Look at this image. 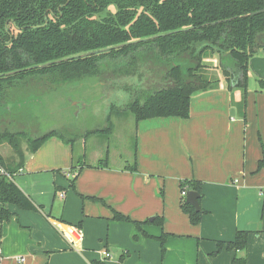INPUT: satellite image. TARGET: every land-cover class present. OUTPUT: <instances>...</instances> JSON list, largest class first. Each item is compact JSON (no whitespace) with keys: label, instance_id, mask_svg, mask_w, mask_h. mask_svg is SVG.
Listing matches in <instances>:
<instances>
[{"label":"crops","instance_id":"crops-1","mask_svg":"<svg viewBox=\"0 0 264 264\" xmlns=\"http://www.w3.org/2000/svg\"><path fill=\"white\" fill-rule=\"evenodd\" d=\"M210 59L215 66L210 73L219 82L192 97L190 116L137 121L132 114L131 149L123 155L109 152L108 146L107 167L97 166L103 151L87 160L86 152H77L74 143L59 136L35 152L27 145L15 180L44 209L8 205L15 215L0 223V264H233L235 256L245 257L247 264H264V169L258 170L264 156V90L250 83L248 92L232 89L218 57ZM249 68L251 78L264 80V53L252 57ZM82 153L85 165L72 187L70 168ZM135 163L137 170H129ZM184 179L202 181L204 213L198 224L181 206ZM114 210L134 220L162 216L164 221L140 229L115 220ZM60 220L81 223L77 244L53 227ZM239 230L250 232L247 246L228 249ZM163 233L165 253L159 239ZM220 241L226 243L221 249ZM109 250L119 256L106 257Z\"/></svg>","mask_w":264,"mask_h":264},{"label":"trees","instance_id":"trees-1","mask_svg":"<svg viewBox=\"0 0 264 264\" xmlns=\"http://www.w3.org/2000/svg\"><path fill=\"white\" fill-rule=\"evenodd\" d=\"M260 53H264V0H0L2 97L6 87L37 76L49 77L50 86L89 77H124L136 80L131 85V89L136 86L132 100L124 106L113 105L110 116L131 113L137 121L187 118L192 97L219 82L210 73L207 59L217 56L229 87L248 92L250 60ZM259 81L264 90V80ZM13 114L12 107L0 104L1 122L10 115L5 121L13 122ZM113 127L109 118L108 126L87 132L85 137L110 135ZM52 136L75 144L76 138L68 139L57 130L32 137L23 130L0 127V171L6 172H0V223L15 215L10 204L22 210L44 209L18 185L15 175L25 158L20 137L35 152ZM4 144L13 149L16 158L2 154ZM109 162L107 152L97 166L107 167ZM84 165L85 153L70 168L75 173L70 179L72 187ZM128 167L137 170L136 163ZM260 169H264V156ZM180 186L181 190H196L202 197L201 180L184 179ZM186 197L182 196L181 206L192 224H198L204 210L197 211L186 203ZM113 218L133 222L140 229L143 224L162 225L164 221L162 216L152 222L134 220L117 210ZM249 234L239 230L227 248L244 249ZM166 238V233L159 237L163 253ZM225 244L220 241L219 248ZM92 264L105 263L95 260ZM233 264H247V260L235 256Z\"/></svg>","mask_w":264,"mask_h":264},{"label":"rangeland","instance_id":"rangeland-1","mask_svg":"<svg viewBox=\"0 0 264 264\" xmlns=\"http://www.w3.org/2000/svg\"><path fill=\"white\" fill-rule=\"evenodd\" d=\"M215 61L219 63L218 59ZM207 63L215 68L211 59H207ZM221 74L223 73L220 71V78ZM43 77H31L19 82L20 85L5 88V96H0V104L12 107L14 121H5L10 120L11 115L9 118H2L1 128L23 130L32 137L57 130L68 139L76 138V150L79 153L80 150L86 152L87 160L94 159L96 150L103 151L101 154L104 157L108 146L109 152L118 150L120 154L126 155V150L131 149L134 140V116L131 113L110 116V112L113 105L124 106L132 100L136 86L131 89V85L136 80L124 77H89L82 81L50 86L49 77ZM249 81L252 87L256 84L262 86L259 79L253 76ZM109 118L114 123V133L110 137L106 133H93L85 137L87 132L108 126ZM27 143L25 137H20L22 151ZM4 150L7 153L13 152L8 144L1 146V152ZM113 159L115 161L117 158ZM59 222L54 223L53 227L68 241L77 244L82 234L81 223L73 224L63 220ZM46 252L50 256L54 255L50 250ZM112 255L119 256L113 252Z\"/></svg>","mask_w":264,"mask_h":264},{"label":"water","instance_id":"water-1","mask_svg":"<svg viewBox=\"0 0 264 264\" xmlns=\"http://www.w3.org/2000/svg\"><path fill=\"white\" fill-rule=\"evenodd\" d=\"M232 113H234V110H232ZM200 197L201 194L198 191L191 189L187 192L186 203L191 204L197 211H200L202 210ZM150 220L153 221L154 218H151Z\"/></svg>","mask_w":264,"mask_h":264},{"label":"built area","instance_id":"built-area-1","mask_svg":"<svg viewBox=\"0 0 264 264\" xmlns=\"http://www.w3.org/2000/svg\"><path fill=\"white\" fill-rule=\"evenodd\" d=\"M0 172H2V173H6L5 170H3V169H1ZM69 175H71V176L74 177L75 173L70 172ZM64 195H65V194L62 193V196H64ZM186 195H187V190H185V189L182 190V196H186ZM104 254L106 255V257H111V256H112V253H111L110 251H106V252H104ZM18 259L21 260V261H23L25 258H24V257H19Z\"/></svg>","mask_w":264,"mask_h":264}]
</instances>
